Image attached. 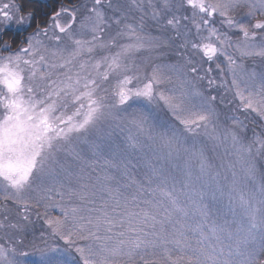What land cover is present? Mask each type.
<instances>
[{"label": "snow or ice", "instance_id": "6c2138e0", "mask_svg": "<svg viewBox=\"0 0 264 264\" xmlns=\"http://www.w3.org/2000/svg\"><path fill=\"white\" fill-rule=\"evenodd\" d=\"M0 264H264V0H0Z\"/></svg>", "mask_w": 264, "mask_h": 264}, {"label": "rangeland", "instance_id": "374dc122", "mask_svg": "<svg viewBox=\"0 0 264 264\" xmlns=\"http://www.w3.org/2000/svg\"><path fill=\"white\" fill-rule=\"evenodd\" d=\"M214 75H215V73H214ZM215 94V93H214Z\"/></svg>", "mask_w": 264, "mask_h": 264}]
</instances>
